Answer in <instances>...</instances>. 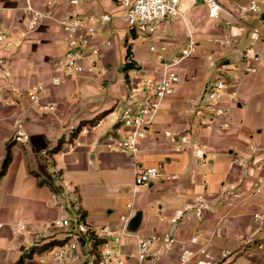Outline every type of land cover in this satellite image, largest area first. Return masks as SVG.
<instances>
[{"label":"crops","instance_id":"obj_1","mask_svg":"<svg viewBox=\"0 0 264 264\" xmlns=\"http://www.w3.org/2000/svg\"><path fill=\"white\" fill-rule=\"evenodd\" d=\"M71 1L0 0V28L20 44L0 45V171L9 145L13 154L0 179V264H18L23 258V264H94L93 245L84 240L77 241V260L58 259L61 246L26 258L36 247L64 241L68 229L54 223L72 220V213L83 215L91 228L109 226L120 235L125 264H182L185 248L197 252L186 264H264V224L255 218L264 214V187L254 194L257 180L264 179V0L262 13L245 19L240 17L251 0H221L224 11L218 19L202 2L181 0L179 16L159 21L147 33L154 55L149 62H141L133 46L128 58L129 39L145 37L128 32L116 13V0ZM32 11L43 15L33 31L28 29ZM91 12L111 15L98 35L99 65L105 72L66 78L55 87L53 67L65 53L59 21ZM191 39L195 52L177 66L180 82L139 154L105 148L103 135L127 132L116 106L128 97L131 80L160 78L163 64L180 56ZM131 61L137 68L126 70ZM222 62L234 64L242 81L226 93L228 114L206 127L201 108L208 86L222 77ZM251 66L258 71L244 75ZM36 85H46L41 104L54 110L32 106L29 92ZM20 121L27 143L14 138ZM92 121L102 123L81 134ZM166 131L187 132L191 142L176 152ZM157 166L162 175L134 196L139 169ZM128 214L133 216L123 234L121 217ZM149 236L156 240L141 263L134 255L139 241ZM166 238L173 240L169 250ZM202 248L209 258L198 252Z\"/></svg>","mask_w":264,"mask_h":264},{"label":"built area","instance_id":"obj_2","mask_svg":"<svg viewBox=\"0 0 264 264\" xmlns=\"http://www.w3.org/2000/svg\"><path fill=\"white\" fill-rule=\"evenodd\" d=\"M118 5L124 9L121 20L131 28H137L145 33H152L156 29L159 21L169 17H177L181 14V0H116ZM202 2L209 11V16L214 19L221 17L224 11V5L221 0H191V5ZM73 5H79V0H72ZM263 11L262 0H251L250 4L243 9L240 19L251 14H260ZM31 19L28 23L29 30H36L39 26L42 14L32 11ZM111 21L109 14H80L71 13L64 19L60 20V24L65 32V53L62 58L58 59L53 67V77L51 84L60 87L66 78L73 76L91 74L99 75L104 73L99 65L101 57V43L98 42V35L101 29ZM257 30L255 34L257 35ZM110 44V42L108 43ZM0 45L5 48L18 47L20 44L13 38L11 33L6 29L0 28ZM195 52V42L191 39L189 44L182 50L181 55L172 61L163 64L160 78L138 76L129 83V95L122 105L116 108L121 111L119 124L127 129V132L120 135H106L101 138L105 148L111 151L129 154L136 157L139 154L140 146L143 141L148 139L153 133V126L161 111L164 101L172 96L175 88L180 82V76L176 68L182 61L191 57ZM218 69L222 73V77L207 88V100L205 99L201 112L202 124L206 127H212L216 121L229 112L226 93L229 88L238 87L242 81V75L238 73L237 67L230 62H222ZM257 66L248 67L244 75L256 73ZM46 89V85H36L31 92L29 98L32 106L37 105L38 108L44 110H54L53 105H42L40 95ZM236 92H233V95ZM198 102L197 107H200ZM115 110V112L117 111ZM101 121L95 125L85 126L81 130V134L87 135L91 131L97 129L101 125ZM230 124L226 123L225 127ZM165 136L169 138L170 144L175 145L174 150L181 152L190 144L189 133H179L166 131ZM15 140L21 143L29 141L28 135L23 130L21 121L15 134ZM162 175L161 166L148 167L139 169L135 185L134 196L142 187L150 186L156 179ZM264 187V179L259 178L255 185L254 194H260ZM230 204H232L230 202ZM131 213L135 210V203L131 201L128 204ZM132 214L123 215L121 217L122 233H127L128 224L132 218ZM255 218L264 224V214H255ZM54 225L60 229H68L69 241L60 247L61 252L57 255L58 259L77 260L79 257L75 255V251L79 249L77 241L94 245L97 241H103L99 247L98 264H125V256L121 250V236L116 234L109 226L102 228L89 227L84 219L79 216L77 221L60 218L55 221ZM2 224L0 223V229ZM24 228V227H23ZM70 238L74 241L70 242ZM156 237L149 236L139 241L137 253L134 255L139 262L143 263L150 256L149 249L154 244ZM193 244L197 243V238H192ZM113 245H112V244ZM165 249L169 250L173 240L165 239ZM200 254L206 255L207 250L202 248L198 251ZM197 252L191 248H185L181 253V263L186 264L192 260ZM66 264V263H63ZM95 264V263H94ZM197 264H212L209 262L199 261Z\"/></svg>","mask_w":264,"mask_h":264},{"label":"trees","instance_id":"obj_3","mask_svg":"<svg viewBox=\"0 0 264 264\" xmlns=\"http://www.w3.org/2000/svg\"><path fill=\"white\" fill-rule=\"evenodd\" d=\"M132 55L131 53V50L128 51V58H130ZM134 68H137V65L131 61L129 63L126 64V70H129V69H134ZM95 122L96 121H92L90 124L91 125H95ZM82 126H79L78 129L76 131H79L81 129ZM13 160V154H12V149H11V145L8 146V152H7V157L3 163V166H2V169L0 171V179L5 175V173L7 172L11 162ZM82 215V214H81ZM82 218L84 219V216L82 215ZM69 241V238H66L64 241H53L51 243H48L46 245H43L42 247H36L34 249L31 250V253L29 255L26 256V258H31L33 256V254L35 252H43V251H46V250H51L55 247H58V246H63L64 244H66L67 242ZM103 244V241H97L94 243L93 245V253L94 255L96 256V259H95V264H98V258H99V247ZM24 260L25 258H23L18 264H23L24 263Z\"/></svg>","mask_w":264,"mask_h":264},{"label":"rangeland","instance_id":"obj_4","mask_svg":"<svg viewBox=\"0 0 264 264\" xmlns=\"http://www.w3.org/2000/svg\"><path fill=\"white\" fill-rule=\"evenodd\" d=\"M117 9V12L119 17H121V15L124 13V9L121 6H115ZM120 25V23H119ZM128 32H131V30H136L137 33H139V35L145 37V39H139V40H135V39H129V45H126L128 51L131 50L130 48H132V46L135 48V52H136V56L137 58L141 61V62H149L151 60L154 59V55L150 52L149 47H150V42L147 39L148 38V34L145 32H142L140 30H138L137 28H131L129 26H127ZM113 38L116 39L117 37H115V33L113 34ZM126 43V40L123 41V44ZM127 43V44H128ZM205 99L207 100V92L205 93ZM119 120V118H118ZM70 217L72 218V220L75 222L78 220L79 215L77 213H72L70 214Z\"/></svg>","mask_w":264,"mask_h":264},{"label":"water","instance_id":"obj_5","mask_svg":"<svg viewBox=\"0 0 264 264\" xmlns=\"http://www.w3.org/2000/svg\"><path fill=\"white\" fill-rule=\"evenodd\" d=\"M138 221H139V219H135L133 223H134V224H137Z\"/></svg>","mask_w":264,"mask_h":264}]
</instances>
